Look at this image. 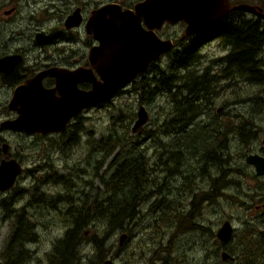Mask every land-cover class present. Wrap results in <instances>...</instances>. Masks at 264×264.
I'll return each mask as SVG.
<instances>
[{
  "label": "rangeland",
  "instance_id": "374dc122",
  "mask_svg": "<svg viewBox=\"0 0 264 264\" xmlns=\"http://www.w3.org/2000/svg\"><path fill=\"white\" fill-rule=\"evenodd\" d=\"M0 1L5 2L0 8V19H3V17H5L3 9L9 8V4L6 3L8 0ZM23 4L24 1L20 0L21 8H24L25 5ZM243 14L242 18L249 15L246 12ZM16 17L18 20L25 19L19 12ZM24 23L26 22L24 21ZM4 35H1V39L3 38L2 40H4ZM180 35L181 34L178 35V38ZM200 46L197 52L200 54V58H202L201 67L199 68L202 69L203 67L211 65V69L213 70L212 73H220L221 67L225 65L224 60L219 61V63H215L214 61L224 57L230 47L224 48L219 37H211V39ZM262 54H264V50ZM167 61L168 59L166 57L162 60V62ZM161 65L162 63H160V66ZM199 72H201V70ZM228 83L229 80L223 79L218 83V95L215 97V107L205 111L198 117L196 126L203 121H207L205 126L201 127V130H205L207 135L212 134L213 126V123L207 126L208 120L212 117L223 118L221 123H223L224 128L228 130L226 124L231 123V120H228V118L232 119V113H241V111L242 113H246L244 112L245 109L242 107L243 102L242 104L240 102L241 99L245 98L246 94L257 92L256 87H249L245 81L241 82L234 80L233 84L225 86V84ZM149 90L150 89L147 88V91ZM8 94L9 92H2L0 90V122L13 115L8 110L5 111L3 109L6 105L5 100ZM257 103L258 104L248 103L247 107L249 108L258 106L255 110L257 117H254L252 122L248 120L247 124L245 123L246 126H244V128L247 129V133L253 132V130L255 131V133L253 132L255 134L254 139L252 138L250 139L251 141L249 140L247 143H244L240 140L239 136L229 133L228 137L230 138L225 145L228 144L227 152L231 153L230 160L229 156L225 154L226 148L225 150L223 149V153L228 157L223 164H220V162L218 164L217 159L219 158L217 156L209 158L212 156L208 155V157L205 155V157H207L205 163L203 161L199 162V165L205 166L204 171L194 176L195 184L191 185V191L189 193L188 190V194L185 193L184 190H181V185L185 183V181L182 180L183 175L176 174V176H170L168 175V171H166L167 169H163L158 177L161 180L164 179L165 182L163 181L159 184V180L155 179L157 183L154 184L163 192H161L155 200H160L161 205L168 203L175 206L182 203L189 204L191 203L189 199L192 198V202L195 204L204 193H206V198L207 193H215L216 190L214 188H216L218 194H212L214 197L210 199L208 196V202H206V204L203 202L205 207L203 210L204 216L213 220L217 217L228 216V214L233 216L239 214L237 209L240 201H248L253 198L256 199L257 197L254 192L263 194L264 196V185L262 184L264 178H255V175L252 174V165L245 162V158L249 154H256L261 151L264 153V147L261 151L258 149L261 147L260 143L263 145L262 140L264 138V108L262 106L264 103L262 101H257ZM139 105L146 109L148 113V122L140 128L137 134H135L131 132V127L136 121ZM218 108L223 109L221 110L222 112L216 116L215 113H217L216 111ZM133 114H135L134 121L127 130L125 126L128 124L129 117H132ZM171 116L170 96L163 93L156 94L148 100V96L145 94L140 96L139 90L137 91V89L129 87L115 96L110 103L103 105V107H91L82 112L80 119L74 122L78 125L77 128H75V134L78 137L76 143L68 141V131L71 130L74 132L73 128H69L67 132L63 133L64 136L58 133H49L41 137L34 134H19L12 131H4L1 133V136L9 143L10 152L15 154L17 160L21 161L23 166L30 170L29 172L23 171L22 176L18 178L15 186L8 193H0V200L5 198H13L15 200L14 204L11 206L12 209H18L24 206L27 209L26 212L29 216V221L36 224L35 233L37 239L36 242L29 244L28 249L30 250L31 258L25 264H48L49 252L53 249L54 242L64 236L68 229L69 223L64 221L65 217L63 216V212L69 207L66 201L56 202V199L59 197H66L67 201L75 202L77 200H82L85 198L88 187H93L91 191L92 196L90 197L92 200L96 195L94 193V190H96L95 187L100 188L98 178H93L94 173H96V176L99 175L102 177L110 174V170L106 171L105 169H107L108 163L115 158L114 155L116 154L107 156L105 161H100L101 156L96 147L98 146L96 145V143H98L97 141L111 134L121 137L125 136L126 146L128 148L133 145L137 146V148H142V152L148 158V162L152 165L156 163V166H160L157 163L161 161L157 159V151L161 148L158 143V137L165 135L163 132L165 126L163 122L170 120L169 118H171ZM246 116H248V118L253 117L248 112ZM230 130L231 129H229V131ZM148 132L150 133L148 136L149 138L146 134ZM188 133L196 138V135H194L192 131ZM167 137L168 140L173 138L171 135H167ZM192 152H194V149ZM99 161L103 163L101 165L102 167L98 172H95V167L98 165ZM187 161L188 163H186L185 166L188 168L195 165L192 156H190ZM230 167L233 169V172L230 170ZM158 168L160 169L161 167ZM58 175H63L64 178H62L60 182L52 181ZM63 180L64 183H62ZM175 188H177L178 191H176ZM17 189H21V191L20 194L15 195ZM38 192L48 196V198H54V200H51V203L56 202L55 209L36 203L41 199V196L37 194ZM195 194L196 196L194 197ZM13 199L11 200L13 201ZM155 200L150 196L147 201L145 199L138 202L140 205L135 203L134 209L136 215L134 218L137 221L131 223L130 219V227L133 229L132 231L134 234L121 244L119 238L120 235L125 232V229H113L105 222L98 220L88 226V228L86 227V234L83 239L79 240L82 245L81 247L79 246V255L81 257L80 264H97L100 260L98 259V255H100L98 254L99 251L96 249L94 250V245L90 244L92 243L91 239L93 240L98 237H103L102 248L104 251H102V253L105 254V258L111 256L116 264H126L125 252L129 251L130 243L133 245L135 240L141 241V236H136V234L142 232L141 234L144 235L153 229L152 226L147 227V225L153 222L155 217L154 213L150 210L149 213L144 212V208L147 209L152 206ZM31 202L32 206L29 205ZM1 203L6 202L0 201V253L4 248L5 241L9 238V232L12 226L11 220H1L2 215L5 213V211L1 209ZM122 222H124L123 226H125L126 220ZM137 224H139L138 227H135ZM175 244L178 245L177 242H175ZM211 244H213V240ZM142 245L143 243H140V246ZM135 264H145V261H143V263L136 262Z\"/></svg>",
  "mask_w": 264,
  "mask_h": 264
},
{
  "label": "flooded vegetation",
  "instance_id": "af4514ba",
  "mask_svg": "<svg viewBox=\"0 0 264 264\" xmlns=\"http://www.w3.org/2000/svg\"><path fill=\"white\" fill-rule=\"evenodd\" d=\"M23 1V5H25L24 8H21L20 0L6 1V3L9 4V8L3 9L5 17L0 19V59L8 56L20 55L19 57L22 60L18 71L19 75L16 79L9 78V73L11 71H1L0 73V90L2 92H9L8 97L5 100L6 105L3 109L5 111L8 110L13 114L3 121H6L7 119H15L18 116V113L9 107L10 100L13 97L16 88L18 86L27 85L32 78L36 77V75L41 72L49 73V71L54 70L63 73H73L79 71L84 75L83 80H76L74 86L77 90L79 89L83 92H89L93 88V82H102L98 69L101 70L103 64L99 61L91 62L90 60L91 50L97 49V47L100 46V40L95 34L98 32L100 33L103 28V26H99L98 28L97 24H95V20L107 19L110 17L111 14L106 11L108 8L111 9L112 7L115 9L118 7L121 10H134L136 4L145 0ZM242 2L261 7L264 6V0H228L230 5ZM0 3L1 8L5 2L0 1ZM18 12L22 14V17L25 19L18 20L16 17ZM114 12L115 11H113V15H116ZM244 12L249 14L245 17L246 19H254V21L257 20V18L263 19L257 13H253L245 9H231L220 14L218 17L213 18L205 26L191 32H186L189 23L184 19H178L171 22L164 19L162 22H159L160 24L155 25L153 30L158 37L170 39L172 49L161 55L159 60L152 61L147 70L137 74L135 78L126 84V86L114 93L111 98L107 99L103 103L91 105L79 110V113L67 122L66 129L63 132L56 133L64 136L63 133L67 132L69 128H73L74 132L71 130L68 131V141H72L74 143V140H78V137L75 134V128H77L75 125H78L74 122L80 119L82 112L91 107H103V105L110 103L115 96L129 87L138 88L139 86L135 83L139 80L143 81L147 78V75L149 74L148 71L152 65L161 63L164 57L167 58L169 55H172L174 51L183 50L184 48H193L195 50L200 49L201 44L211 39V37H206L205 35L208 30L213 31L222 26H239ZM23 20L26 23H24ZM140 22L143 24V17H141ZM143 26H145V24H143ZM179 34L181 35L178 38ZM1 35L5 36L4 40H2L3 38L1 39ZM221 42L224 48L229 47L225 41L221 40ZM228 53L229 51L227 54ZM227 54L214 62L219 63L221 60L226 62L225 59ZM201 59L202 58H195L193 61L189 62V67L194 72V76L207 77V75H203L205 71H207L211 76H217L221 79L226 78V73H224L223 70L220 71V73H212L213 70L211 69V65L203 67L202 69L199 68L201 67ZM12 61L13 64L17 65L14 59H12ZM225 69L226 67H224V70ZM200 70L201 72H199ZM86 74H88V76H86ZM5 76L12 79L11 83L4 82L3 79H8ZM56 83V77L49 74H46L41 80V86L52 91L55 89L54 95L57 97L59 96V91L55 88ZM216 86L218 87L219 84ZM222 109L223 108H218L215 115L218 116V114L222 112ZM221 122L222 121L212 122V134H216L218 127H222L223 123ZM244 126L243 128L238 127V130L239 133H241L240 135H243V138L247 140V129L244 128ZM4 131H12L19 134L29 133L9 128H0V163L2 160L8 161L9 159L17 161L20 165L21 172L16 178V183L18 178L22 176L23 171L29 172L30 170L25 168L23 163L17 160V156L10 152L9 143H7L6 139L1 136V133ZM253 132L255 133L254 130ZM32 134L39 137L46 135H40L39 133ZM249 140L250 139H248L247 142ZM263 140V145L260 143L261 147L258 148L259 151H261L264 147ZM225 148L227 151L228 147ZM226 151L225 154L229 156L230 160L231 153H226ZM194 152L192 155L189 154L187 156L180 157L179 161H177L180 165L177 166L176 169L171 168L173 170L172 172H170V169L168 171V175L170 176H176V174L183 175L182 180L185 181V183L181 185V190H184L185 193H187L188 190L190 193L191 185L195 184L194 176L201 174L205 167L203 165H199V162L201 161L205 163V158H200L199 154ZM257 153L260 156H264L262 151ZM223 154L224 153L216 154L215 152L213 157L217 156L219 158L217 159L218 164L220 162V156ZM190 156L194 159L193 163H195V165L188 168L185 164L188 163L187 160ZM177 162L175 164H177ZM155 164L156 163H153V165L150 164L153 177L160 176L162 172V170H160ZM230 170L233 172L231 167ZM252 172L251 173L255 175V178H264L263 175L258 176L255 174L253 166ZM62 178H64L63 175ZM52 181H54V179ZM15 183L11 185L10 189L5 191L0 190V193H8L15 186ZM156 183V180H154L153 185ZM262 184L264 185V180ZM214 189L217 190L216 188ZM175 190L178 191L177 188H175ZM161 192L163 191L156 186L153 187L151 191L145 192V196L152 194L151 197L155 200ZM37 194L41 196L39 192ZM254 194L257 197L256 199L252 197L253 199L251 200L240 201L237 209L239 214L234 216L228 214V216L217 217L213 220H210L203 214V210L205 209L203 202L204 204L208 202L206 193L200 196V199L196 201L197 203L195 204L192 202V198H190L189 200L191 203L189 204L182 203L175 206L170 205L164 207V205H161L160 200H155L152 206L147 209L144 208V212L149 213L150 210L154 213L155 217L153 222L147 225V227L152 226L153 229L144 235L141 234L142 232L137 234L135 233L136 236H141V241L135 240L133 245L130 243L129 251L125 252L126 264H135L136 262L143 263V261H145V264H264V236L260 234V232L264 231V196L263 194H257V192H254ZM195 196L196 194L194 197ZM148 198H146V201ZM5 199L0 201L9 202V200L13 198ZM41 202H43V200L39 199L36 203L42 204ZM135 203H138V201ZM138 204L140 205V203ZM29 205L32 206V202L29 203ZM2 206H4V203H1V207ZM133 211L134 212L131 214V218L125 216L126 222L123 227V229H125V241L131 237L132 234H134L132 231L133 229L130 227L132 222L137 221L134 218L136 215L135 209ZM64 221L66 220L64 219ZM224 223H227L230 226L231 231L228 234V237L222 240L217 237V233L224 226ZM33 225L36 230V224L34 222ZM138 225L139 224L135 225V227H138ZM212 240L213 244H211ZM175 242H177L178 245H176ZM140 243H143V245L140 246ZM109 259L115 263L114 259L110 256L104 258L103 260H99L97 264ZM80 263L81 262H78V264ZM48 264H50L49 258Z\"/></svg>",
  "mask_w": 264,
  "mask_h": 264
},
{
  "label": "trees",
  "instance_id": "16d2710c",
  "mask_svg": "<svg viewBox=\"0 0 264 264\" xmlns=\"http://www.w3.org/2000/svg\"><path fill=\"white\" fill-rule=\"evenodd\" d=\"M205 35L206 37H219L230 47L225 59L226 62H224L226 69L221 68V71L223 70L226 73V78L223 80H229V83L225 86L233 84L234 80L245 81L249 87H256L257 92L246 94V97L244 96L245 98L241 99L240 102L241 104L243 102L242 107L246 113H242V111L241 113H232V119L228 118L231 123L226 124L228 130L222 125V127H218L216 134L207 135L205 130H201V127H204L207 121H203L196 126L197 120L205 111L215 107V97L218 95L216 85L222 79L209 75L207 71L203 74L207 77L194 76V72L189 67V62L195 58H200L197 53L198 49L184 48L183 50H176L167 57V62L161 61V66L160 63L152 65L147 78L135 83L139 86L135 89L140 91V96L142 94L148 96V100L156 94L163 93L170 96L172 116L169 118L170 120L163 122L165 135L158 137L161 148L157 151V159L162 162H157L160 165L157 167H161L160 170L166 168L167 171L170 169L171 172V168L176 169L180 165L177 162L179 158L189 154L192 155L193 149L194 153L197 152L196 154H199L200 158L204 157L205 160H207L205 155L213 158L215 152L216 154L223 153V149L225 150V147L228 146L225 143L230 138L228 137L229 133L239 136L244 143L255 136L253 132H248L247 140H245L243 135H240L238 127L243 128L248 120L252 122V119L257 117L255 110L258 106L249 108L247 107L249 102L258 104L257 101H262L264 103V54H262L264 50V20L257 18L254 21V19L243 17L237 27L232 25L231 27L222 26L213 31L208 30ZM148 87L149 91H147ZM262 106L264 108V105ZM247 112L253 117L248 118L246 116ZM134 118L135 114L129 117L128 124L125 126L127 130ZM215 120L222 121L223 118L212 117L208 120L207 126ZM75 127L77 126L75 125ZM229 129L231 130L229 131ZM191 131L196 135V138L192 137L191 134L189 135L188 132ZM146 134L148 137L150 133ZM167 135H171L173 138L168 140ZM74 142L76 143V140ZM97 142L96 145L98 146L96 147L101 156L100 161H105L107 156L116 154L114 155L115 158L108 163L107 169H105L106 171L110 170V174L102 177L96 176V173H94L93 178H98L100 188L95 187L96 190L93 192L96 195L92 200L90 197L92 196L93 187H88L85 198L82 200L67 201L66 197L56 199V202H67L69 208L63 212V216L69 226L67 233L54 242L53 249L49 252L50 264H76L81 262L79 246L82 245L79 240L83 239L86 234V227L88 228L98 220L105 222L113 229L123 230L124 222L122 221L126 220V217L131 218V214L134 212V203L143 201L152 195L145 196V192L153 189L155 179L159 180V184L164 181L163 178L161 180L158 176L153 177L150 163L143 154L142 148H137L135 145L129 148L126 146L125 136L111 134L102 137ZM223 155L220 156V164L225 163V159L228 157ZM100 161L95 167V172H98L102 167L103 163H100ZM176 162L177 164H175ZM61 180L62 175H58L55 177L54 182H60ZM62 183H64V180ZM20 191L21 189H17L15 195L20 194ZM40 194L41 199H45L41 203L45 207L49 206L55 209L56 202L51 203L54 198H48V196ZM137 194L140 199L137 198ZM212 194L217 195V190L215 193H207V198L208 196L209 199L214 197ZM14 202V199L13 201H7L1 208L5 211L1 220H11L12 226L9 238L5 241L4 248L0 253V264H25L31 258L28 249L29 244L36 242L37 239L33 222L29 221L27 209L24 206L12 209L11 206ZM163 205L164 207L170 206L168 203ZM102 240L103 237H98L91 239L92 243H90L94 245V250L99 251L98 259L100 260L105 258V254L102 253L104 251Z\"/></svg>",
  "mask_w": 264,
  "mask_h": 264
},
{
  "label": "water",
  "instance_id": "95a60500",
  "mask_svg": "<svg viewBox=\"0 0 264 264\" xmlns=\"http://www.w3.org/2000/svg\"><path fill=\"white\" fill-rule=\"evenodd\" d=\"M231 9H245L257 13L264 19V6L245 2L230 5L228 0H145L136 4L134 10L108 8L106 11L111 14L110 17L95 20L98 28L99 26L103 28L100 33L95 34L100 40V46L92 49L90 53L91 62L99 61L103 64L101 70L97 68L102 82H93V88L89 92H83L74 86L76 80H83L84 75L79 71L41 72L27 85L16 88L9 107L14 109L18 116L2 121L0 128L40 135L63 131L67 122L79 113V110L111 98L137 74L147 70L152 61L159 60L161 55L172 49L171 40L158 37L153 30L155 25L160 24L159 22L164 19L170 22L184 19L189 23L186 32H191ZM113 11L116 15H113ZM141 17L146 27L141 24ZM19 56L0 59V73L11 71L9 78L16 79L22 61ZM12 59L17 65L13 64ZM46 74L56 77L55 88L59 91V96L54 95L55 89L52 91L41 86V80ZM9 78L3 79L4 82L11 83L12 79ZM135 120L131 132L136 134L148 122V113L141 105ZM245 162L253 166L256 175L264 176V156L249 154ZM20 172L21 168L17 161L2 160L0 190L10 189ZM230 231V226L224 223L217 237L224 240ZM260 234L264 236V231ZM124 240L125 234L122 233L119 238L120 244ZM99 264L115 263L109 259Z\"/></svg>",
  "mask_w": 264,
  "mask_h": 264
},
{
  "label": "bare ground",
  "instance_id": "6f19581e",
  "mask_svg": "<svg viewBox=\"0 0 264 264\" xmlns=\"http://www.w3.org/2000/svg\"><path fill=\"white\" fill-rule=\"evenodd\" d=\"M65 129H66V128H65ZM65 129H64V130H65ZM64 130H63V131H64ZM63 131H58V132H63ZM125 206H126V205H125ZM109 213H110V212H109Z\"/></svg>",
  "mask_w": 264,
  "mask_h": 264
}]
</instances>
